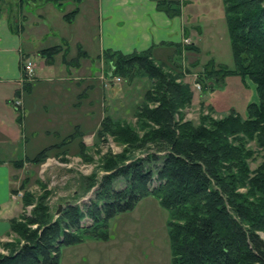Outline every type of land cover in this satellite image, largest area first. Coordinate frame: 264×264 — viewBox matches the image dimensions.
I'll use <instances>...</instances> for the list:
<instances>
[{"label": "trees", "instance_id": "trees-1", "mask_svg": "<svg viewBox=\"0 0 264 264\" xmlns=\"http://www.w3.org/2000/svg\"><path fill=\"white\" fill-rule=\"evenodd\" d=\"M30 1L16 0L15 4L21 8ZM48 1L63 6L81 0ZM156 1L168 16L181 15V0ZM223 2L235 68L210 59L196 82L201 88L214 89L228 76L253 79L259 101L248 105L247 117L232 109L222 119L203 116L199 123L184 120L182 111L191 104L194 91L190 83L180 80L182 71L174 74L167 69L155 46L128 54L106 49L104 56L112 75L152 80L137 108L136 127L107 115L97 131L100 138L112 135L126 149L103 160L102 167L109 173L101 182L95 174L82 178L75 199L98 185L94 197L66 203L58 215L47 200L49 191L36 197L26 190L24 207L35 205L30 214L11 218V232L17 238L3 242L6 253H0V264H60L63 246L88 238L108 240L111 219L134 210L147 196L157 198L170 212L172 264H264V239L259 233L264 231V162L252 170L254 150L247 146L255 142L264 151V0ZM78 11L75 8L64 17L72 21ZM16 28L21 29L18 23ZM173 46L181 54L183 44ZM63 51L65 63L70 64L66 58L69 48L61 44L44 47L38 54L50 64ZM81 56L86 57V51L80 49L76 58ZM29 86L31 83L26 88ZM81 136L74 131L15 165L42 163L50 150L67 147ZM78 145L84 151L82 140ZM147 150L151 151L145 156L129 155ZM119 180L122 185H117ZM26 182L12 192L26 189ZM242 188L248 191L242 192ZM87 219L91 223L86 224Z\"/></svg>", "mask_w": 264, "mask_h": 264}, {"label": "rangeland", "instance_id": "rangeland-1", "mask_svg": "<svg viewBox=\"0 0 264 264\" xmlns=\"http://www.w3.org/2000/svg\"><path fill=\"white\" fill-rule=\"evenodd\" d=\"M75 4L79 5L77 2ZM181 6V14L185 18L186 28L182 41L183 51L179 54L175 47L172 49L163 48L156 55L166 62L167 69L174 74L182 71L183 77L180 80L190 83L192 86L193 99L191 104L182 111L183 119L192 120L195 123H199L203 116L222 119L232 109L238 111L243 117H247L248 105L259 101L257 86L253 79L228 76L221 85L214 89L201 88L196 82L197 74L202 71L203 65L210 59H214L218 64L227 65L229 68H235L223 0H181ZM27 7V11L31 12V7ZM64 10L68 13L74 8L66 6ZM94 10V7L92 9L88 7L85 10L88 30L84 37L79 36L81 32L77 28V24L71 26L70 22L59 19L56 15L52 16L57 26L56 29L54 28L55 33H44L41 25L34 24L36 19L33 14H28L30 20L27 23V35L25 36L30 37L33 45L37 47L56 44L55 37L57 35L60 37L67 31L71 35V49L66 55L67 62L70 63H66L70 72L75 70L74 67L80 62V59L75 56L78 50L76 38L84 39L87 42L88 46L86 47L92 52V59L85 60L86 64L81 72L75 73L86 78L78 87L83 90L82 94L87 91V96L84 99V96H78V98L73 95L69 102L74 101L79 107L77 103L84 100V107L92 112L89 114V133L86 137L88 143H85L84 151H81L76 139L67 147L50 150L49 156L42 163L34 164L26 161L21 168L11 165L13 174L16 175L14 187L21 189L23 181H27L26 189L19 190L21 192L13 196L16 207L19 206L20 208L15 217L22 213L30 214L35 205L31 204L24 207L22 198L26 190L33 192L36 197L43 195L45 191H49L47 200L54 208L55 213L60 204L87 202L94 197L98 185L81 198L75 199V191L81 188L82 178L95 174L97 175V182H101L102 177L109 173L102 167L103 160L108 155L119 154L126 149V146L117 142L110 134L102 138L99 137L97 131L101 121L109 115L115 119L125 120L136 127L137 108L143 103L147 90L152 87V80L147 76H135L130 80L120 75H112L113 69L106 62L104 53L96 57L93 50L96 49L95 46L98 41V19ZM46 14L48 15L47 12ZM36 18L38 17L36 16ZM95 36L97 41L94 40L92 43ZM60 42L63 44L64 41L61 40ZM185 45H194L198 48L186 49ZM63 47L65 48L64 45ZM32 58L33 62L37 61L35 56ZM55 71L60 74L57 68ZM40 75L44 76L46 72H42ZM62 85V87L57 88L53 84L50 86V93L54 97L59 95V98L65 101L68 98L65 93H68L70 86L68 84ZM41 88L43 85L38 86L36 94L42 93L40 92ZM5 93L6 85L0 83V110L4 116ZM12 98H16L15 93H13ZM39 105L40 103L35 104L29 120L34 125L38 124L45 127V124L48 123L47 117L41 114V109H38L40 108ZM72 105L75 106L74 103ZM14 116L15 125L19 127L20 121L17 120L16 113ZM42 144L46 143L43 140L39 142V138L33 140V146L31 145L29 149L30 152H38L44 148L45 145ZM247 146L254 150V156L250 159V167L255 170L264 162V151L259 149L255 142H250ZM67 148L70 150L63 152ZM150 151H133L129 155L140 157L145 156ZM122 181L119 180L117 185H122ZM241 191L247 192L248 188H242ZM169 220V210L164 208L157 198L147 196L140 200L134 210L121 213L111 219L108 240L88 238L79 244L63 246L60 264H172ZM88 221L91 223L90 220H87L86 224ZM259 233L264 239V231ZM16 238L17 235L12 232L1 237L0 253H6L3 242L13 241Z\"/></svg>", "mask_w": 264, "mask_h": 264}, {"label": "crops", "instance_id": "crops-1", "mask_svg": "<svg viewBox=\"0 0 264 264\" xmlns=\"http://www.w3.org/2000/svg\"><path fill=\"white\" fill-rule=\"evenodd\" d=\"M15 1L0 0V83L6 85L4 95L6 102L3 103L6 117L0 110V238L9 235L10 220L20 211L13 198L16 175L13 174L11 165L26 157H33L40 151L35 153L29 150L33 140L37 138L39 142L43 140L46 143L42 144L45 148L61 142L67 135L78 131L82 134L77 138L78 143L82 140L87 144L89 114L92 112L84 107V100L77 103L79 107L76 106V102H69L73 95L84 96V99L87 96V91L82 94L83 90L78 87L86 78L75 74L80 73L84 68L85 60L92 59V52L86 47L87 42L76 38L78 50L75 56L80 49L86 51L87 56L80 57V62L74 67L75 70L71 71L72 73L64 61V51L55 55L54 61L49 64L38 54V51L44 47L61 44L65 48L68 47L70 52L71 35L67 31L60 37L58 35L55 37L56 44L37 47L33 45L30 37L25 36L27 23L30 20L28 14H33L36 19L34 24L41 25L44 33L51 34L55 33L57 27L53 15L68 21L64 17L66 14L64 8L66 6L78 8L76 16L68 22L71 26L77 24L81 32L79 36L84 37L88 30L85 10L94 7L98 19V41L96 36L92 39V43L94 40L97 41L96 49L93 50L96 57L103 54L106 49L119 50L126 54L143 51L152 46H155V53L163 48L172 49L173 44H182L186 29L183 14L168 16L158 9L156 0H81L79 5H76L75 1H68L63 6L55 5L48 0H33L21 8L15 4ZM27 6L31 7V12L27 11ZM17 23L21 29L16 28ZM61 40L64 41L63 44ZM33 56L37 58L36 62L32 61ZM28 61L35 65L33 75H28L24 70ZM56 68L60 74L56 73ZM42 72H46V75L41 76ZM28 83H31V86L26 88ZM53 84L57 88L62 87V84L70 86L68 93H65L68 96L65 101L59 98V95L52 96L50 86ZM40 85H43L40 89L42 93L36 94ZM13 93L16 95L15 99L12 98ZM38 103L41 114L47 117L48 123L45 127L34 125L29 120L33 107ZM73 103L76 107L72 105ZM13 106L16 109L12 108ZM14 113L20 121L19 127L15 125Z\"/></svg>", "mask_w": 264, "mask_h": 264}, {"label": "built area", "instance_id": "built-area-1", "mask_svg": "<svg viewBox=\"0 0 264 264\" xmlns=\"http://www.w3.org/2000/svg\"><path fill=\"white\" fill-rule=\"evenodd\" d=\"M24 70L26 71V73L28 74V75H33L34 74V72H35V65H34V63L33 62H31V61H28L26 64H25V66H24ZM21 191H19V193H20ZM22 194V193H21ZM88 220V219H87ZM87 220H86V222H87ZM88 223H89V221H88Z\"/></svg>", "mask_w": 264, "mask_h": 264}, {"label": "water", "instance_id": "water-1", "mask_svg": "<svg viewBox=\"0 0 264 264\" xmlns=\"http://www.w3.org/2000/svg\"><path fill=\"white\" fill-rule=\"evenodd\" d=\"M69 203V202H68ZM63 205L60 204L57 211H56V215L60 214V212L62 211Z\"/></svg>", "mask_w": 264, "mask_h": 264}]
</instances>
